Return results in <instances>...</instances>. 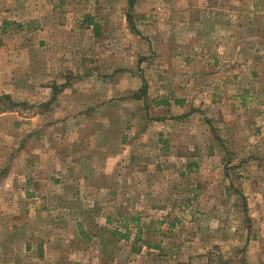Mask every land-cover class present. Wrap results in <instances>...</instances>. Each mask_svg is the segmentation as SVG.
Listing matches in <instances>:
<instances>
[{
	"label": "rangeland",
	"instance_id": "obj_1",
	"mask_svg": "<svg viewBox=\"0 0 264 264\" xmlns=\"http://www.w3.org/2000/svg\"><path fill=\"white\" fill-rule=\"evenodd\" d=\"M0 108V264H264V0H0Z\"/></svg>",
	"mask_w": 264,
	"mask_h": 264
},
{
	"label": "trees",
	"instance_id": "obj_2",
	"mask_svg": "<svg viewBox=\"0 0 264 264\" xmlns=\"http://www.w3.org/2000/svg\"><path fill=\"white\" fill-rule=\"evenodd\" d=\"M127 20L128 21H130V16H128L127 15ZM87 23H88V25H91L93 28H95V29H97L98 28V24H96L94 21H93V19H90V18H88L87 19ZM3 29H6L7 27H9V25H14V24H9L7 21H4L3 23ZM133 31H135L136 32V30L134 29V27H132L131 28ZM145 88H146V85L145 84H143V87H142V89H141V92H140V94H141V96H139V97H143V93L145 92ZM144 98V97H143ZM176 103H179L178 101L176 102ZM167 104V102L166 101H164V102H159V103H157V105H166ZM9 107H11V108H17L18 107V105L17 104H14L13 102H10L9 101ZM2 112V110H1V108H0V113ZM126 231H128V230H126ZM107 234H109V235H115L116 234V232H114V231H111V232H107ZM122 238H124V239H127L128 238V236L127 235H122L121 236ZM102 239L103 238H101L100 239V244H102L101 245V247L102 246H104L105 244L102 242ZM28 247H29V245H28ZM39 247H40V245H39ZM41 251H39V253L37 254L39 257L41 256Z\"/></svg>",
	"mask_w": 264,
	"mask_h": 264
}]
</instances>
